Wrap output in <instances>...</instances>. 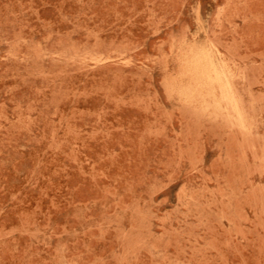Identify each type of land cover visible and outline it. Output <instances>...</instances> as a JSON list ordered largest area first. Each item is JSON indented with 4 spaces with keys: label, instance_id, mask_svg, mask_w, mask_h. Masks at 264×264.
Masks as SVG:
<instances>
[{
    "label": "rangeland",
    "instance_id": "rangeland-1",
    "mask_svg": "<svg viewBox=\"0 0 264 264\" xmlns=\"http://www.w3.org/2000/svg\"><path fill=\"white\" fill-rule=\"evenodd\" d=\"M0 264H264V0H0Z\"/></svg>",
    "mask_w": 264,
    "mask_h": 264
},
{
    "label": "bare ground",
    "instance_id": "bare-ground-1",
    "mask_svg": "<svg viewBox=\"0 0 264 264\" xmlns=\"http://www.w3.org/2000/svg\"><path fill=\"white\" fill-rule=\"evenodd\" d=\"M198 64H199V63H198ZM198 64H197V65H198ZM197 68H198V67H197ZM198 69H199V68H198ZM199 71H200V70H199ZM205 71H206V70H205ZM206 72H207V71H206ZM206 72H202V73H206ZM199 73H200V72H199ZM202 73H200V74H202ZM207 74H208V72H207ZM207 74H205V75H207ZM209 74H210V73H209ZM203 75H204V74H203ZM203 75H202V76H203ZM202 76H201V78H202ZM203 77H204V76H203ZM207 77H208V76H207ZM217 77H218V76H217ZM209 78H210V75H209ZM208 80H209V79H208ZM209 82H210V80H209ZM211 82H212V81H211ZM204 84H205V83H204ZM219 87H220V86H219ZM220 91H221V90H220ZM222 91H223V90H222ZM223 93H224V92H223ZM221 95H222V94H221Z\"/></svg>",
    "mask_w": 264,
    "mask_h": 264
}]
</instances>
